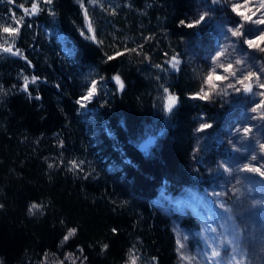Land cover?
I'll return each mask as SVG.
<instances>
[{"label":"trees","instance_id":"trees-1","mask_svg":"<svg viewBox=\"0 0 264 264\" xmlns=\"http://www.w3.org/2000/svg\"><path fill=\"white\" fill-rule=\"evenodd\" d=\"M201 1L209 8L205 20L181 25ZM32 2L0 0V44L23 53L0 50V264H178L170 218L154 205L175 180L198 191L222 183L245 264H264V176L242 170L264 171L263 110L230 113L220 96L201 99L204 69L188 51L195 36L201 46L214 45L206 52L215 60L220 19L249 23L227 1L82 0V7L40 0L35 14L24 15L19 6L30 10ZM258 2L250 0L252 11ZM13 13L21 20L14 37L2 31L16 27ZM89 22L95 42L87 38ZM247 34L239 39L242 52H249ZM224 43L225 53L235 52ZM254 74L264 83V71ZM237 79L229 73L220 83L237 86L243 77ZM93 81L96 94L78 104ZM169 96L178 98L171 111ZM205 124L211 137L203 141ZM33 204L39 207L29 212ZM182 225L191 234L200 228L190 214ZM72 228L75 235L62 243Z\"/></svg>","mask_w":264,"mask_h":264},{"label":"rangeland","instance_id":"rangeland-1","mask_svg":"<svg viewBox=\"0 0 264 264\" xmlns=\"http://www.w3.org/2000/svg\"><path fill=\"white\" fill-rule=\"evenodd\" d=\"M223 1H227L230 7L231 4L239 3L243 5L244 3V0H219V3ZM249 8H253L250 2L246 7H241L240 11L244 12L245 9L247 10ZM208 10V4H204L201 1L199 8L190 15L189 22L196 20L205 12L208 13ZM260 14L261 12H257V16ZM255 18L253 17V19ZM236 26L237 20L233 15H226L218 22L216 31L217 43L215 47L220 46V50L224 52L219 58L216 56L218 61H216V58L213 60V56L210 57L206 52L214 47V45L205 44L201 46L195 36L191 37L188 41V51L195 57L198 65H202L204 69V91L201 94L203 97L208 99L211 97L215 98V95L216 97L220 96L222 107H225L226 111L230 113L243 108L247 113H251L257 103L264 101V96L259 95V93L264 92V88L259 87L256 76L242 79L243 83L237 84V86L232 80L226 83V85L220 83L226 74H232L233 71L236 73L235 76L232 75V78L235 80H238L237 78L241 76H247L249 72L254 73L256 70L264 71L263 52L249 47L247 50L249 52H242L245 49H242V51L239 49V44L241 43L239 39L241 40V38L232 36L231 32L228 31ZM246 27L244 24V28L242 29L243 32L245 30L249 32L246 38H252V34L258 33L257 30L260 29V25L251 23H249L248 28ZM249 30H252L251 33ZM225 40L232 43L235 49V52L233 51L232 54L225 53ZM242 41L244 40L242 39ZM243 44L246 43L243 42ZM236 60H241L242 63L239 65L235 63V68L233 69V63ZM230 63L232 64V69L225 71V68ZM212 67L215 71L212 70ZM262 84L264 83L262 82ZM246 87H251L252 91H246ZM236 89H239V91ZM242 93H244V97H241ZM246 94H249V97ZM237 97L240 99L236 102L235 99ZM257 99L259 100L258 102L255 101ZM254 102L255 105L251 106V103L253 104ZM169 103L170 101L168 99L167 106H169ZM261 109L264 111V108ZM202 126L199 129L204 133L200 134V137L204 141L210 136V133L206 132V127ZM211 135L214 136L215 132H212ZM181 182L180 180H175L173 183L162 186L154 199V205L170 218L171 226L176 233L179 255L178 264H234L232 260L233 256H235L236 261L243 260L245 264L246 252L241 245V229L235 221L234 213L230 206L231 204L225 197L226 192L224 191L223 184L218 183V186L213 185L203 191H198L194 187L189 186L188 183ZM221 204L224 205L223 208L220 206ZM225 209L229 211L225 212ZM189 214L200 223V228L195 234H191L182 225V221ZM210 229H215V232L210 231ZM229 240L233 241V243L228 244L227 241ZM221 241H224L223 245L220 244ZM180 244H183L182 248ZM213 247H217L220 251L221 254L219 257L211 258ZM234 248L236 249L235 252L233 251ZM185 257L190 259H185ZM132 259L129 264H132Z\"/></svg>","mask_w":264,"mask_h":264},{"label":"snow or ice","instance_id":"snow-or-ice-1","mask_svg":"<svg viewBox=\"0 0 264 264\" xmlns=\"http://www.w3.org/2000/svg\"><path fill=\"white\" fill-rule=\"evenodd\" d=\"M39 2H40V0H33L30 10L28 8H24V6L22 4L19 7L23 9L24 15H32V14H35L38 11ZM43 2L47 3V4H51L52 0H43ZM78 2L81 3V6L83 7L82 0H78ZM90 2H95V0H90ZM249 2H250V0H244L243 5H241L239 3L233 4L232 5V10L234 12H236V14L238 16L242 17L243 21H245V22H249V23L255 24V25H264V11H261V10H264V0H259L258 5H257V11L261 12V14L259 16H257V11H252L251 8L248 9L250 14H246L245 12L240 11V8L241 7H246L249 4ZM212 3H219V0H212ZM84 12H85V16L87 17V9L86 8L84 9ZM207 15H208V13L205 12V13L201 14L196 20H194L192 22H187L186 23L185 21H180V24L184 25V26H186L188 28H193V27L201 24L205 20ZM253 17H256V18L253 19ZM21 19H23V16L21 17ZM13 20H14V22L16 24V27H12L11 25L7 26V27H2V31L5 32V33H9L11 36L14 37V36L18 35V33L20 31L21 20L20 19H16L15 13H13ZM243 28H244V23L238 22L237 26L235 28L229 29L228 31L231 32L232 36L243 37L244 36V32L242 31ZM88 30L91 33V35H89L87 38L91 39V40H93L95 42L96 41V36H95L94 30L92 29V26H91L90 22L88 23ZM249 31L251 33L252 30H249ZM257 32H258L257 35H253L252 38H246V39H244L243 42L246 43L249 48L257 49L260 52H264V47L260 46L261 44H264V28L258 29ZM14 42L15 41L13 40V43ZM5 43H7V41H5ZM0 50H2L4 52H10L13 55L23 56V53L19 49L13 50L12 47H4L3 44H0ZM130 51H135V49H131ZM121 54L122 53H119V52L116 53V55H121ZM223 54H224L223 51L219 52L217 54V58H219V56H221ZM24 58L27 59L26 57H24ZM108 59L111 60V59H113V57L109 56ZM28 63L30 64L31 62L28 61ZM235 63L237 65H239V64L242 63V61L241 60H236ZM178 64H179V61L176 59V57H173L172 58V66L173 67H177ZM231 69H232V64L230 63L225 68V71H230ZM213 71H215V69H213ZM232 75L235 76L236 73L233 71ZM252 76H255V74L249 72L247 76L243 77V79H248L249 77H252ZM37 79H39V78L33 76L32 77V82L35 83ZM113 79L119 85V90L122 91L123 88H124V83L121 81L120 77L117 75V76H114ZM256 79L258 81L259 77L256 76ZM28 82H29L28 81V77H25L24 78V90L25 91H27ZM239 82L243 83V80H239ZM96 83H97L96 81L92 82V85L89 88V90L87 91L86 95L81 97L79 100H77L78 104H81L82 106H84L82 104V101H90L92 99V97L96 94V92H95ZM229 86H232V85H229ZM259 87L264 88V84H259ZM236 90L239 91V89H236ZM245 90L248 91V92H251L252 88L251 87H246ZM165 91H167V89H165ZM201 91H203V89H201ZM259 95L264 96V92L259 93ZM200 98L204 99L205 97L201 96ZM177 99L178 98L175 97V96H169V101H170L169 107H168L169 111H171L172 106H173V104L175 103V101ZM261 108H264V101H261V102L257 103L256 107H254L252 109V111L256 112L258 109H261ZM260 118L264 119V111L261 112ZM202 127H211V125L205 124ZM249 131H250V129H248V128L244 129L245 133H247ZM260 147H261V149H264V144H261ZM252 159L255 160L256 157L253 156ZM72 163H73L74 167H78V165H76L75 162H72ZM50 167H51V165H50ZM262 167H264V166H262ZM242 170H246V171H250V172H257V173H259L260 176H264V171H261V168H256V167H252V166H249V165H245L244 169H242ZM217 195H219V194H217ZM220 206L222 208L224 207L223 204H221ZM0 207H3V205H0ZM38 207H39V205H37V204L31 205V207L29 209V212H32L34 209H37ZM228 211H229L228 209H225V212H228ZM76 231L77 230L75 228L69 229L67 234L63 237L62 243L66 242L70 237L74 236ZM115 231H116V229H113V232H115ZM210 231L215 232V229H210ZM178 243H179V241H178ZM227 243L228 244H232L233 241L229 240V241H227ZM220 244L223 245L224 241H221ZM107 247H108L107 245L103 246L104 249H106ZM180 247L182 248L183 244H180ZM80 251L82 252L83 249H81ZM233 251L235 252L236 249L234 248ZM220 254L221 253H220V251L218 250L217 247H213L212 248L211 258L219 257ZM185 259H190V258L185 257ZM232 260H233L234 264H244L243 260L236 261L235 260V256H233ZM132 264H135V259L134 258L132 259Z\"/></svg>","mask_w":264,"mask_h":264},{"label":"water","instance_id":"water-1","mask_svg":"<svg viewBox=\"0 0 264 264\" xmlns=\"http://www.w3.org/2000/svg\"><path fill=\"white\" fill-rule=\"evenodd\" d=\"M155 141V137H150V138H147L145 139L144 141H142L140 144H139V147L140 148H145L147 146H150L151 144H153Z\"/></svg>","mask_w":264,"mask_h":264}]
</instances>
